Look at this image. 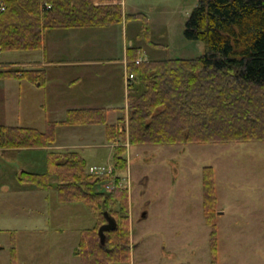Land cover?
Here are the masks:
<instances>
[{"label":"rangeland","instance_id":"1","mask_svg":"<svg viewBox=\"0 0 264 264\" xmlns=\"http://www.w3.org/2000/svg\"><path fill=\"white\" fill-rule=\"evenodd\" d=\"M122 1L125 13L142 14L146 23L135 19L45 34L47 60H96L98 65L48 67L46 88L0 79V124L5 126L43 132L48 123L64 121L68 110L104 107L109 112L106 124L91 132L81 126H56L54 150L0 153V202L7 199L2 189H18V195L13 191L17 217L13 216L12 231L0 232V264H12V247L15 264H80L76 255L80 234L95 226L96 214L84 202L60 201L57 178L49 175V154L75 151L88 168L114 167L120 148L125 149L122 157L127 158V167L118 178L103 175L105 180L95 188L109 193L106 185L110 184L111 189L116 187L113 192L127 189L128 193L129 258L113 264H211L210 228L202 206L204 167L213 169L216 185L217 264H264V142L129 144L126 72L119 60L127 47L137 48L142 61L202 55L205 45L183 35L198 0ZM27 55L29 60L42 57L40 51H8L0 53V61L24 60ZM77 77L82 83L72 88L66 84ZM117 118L123 119L120 136L108 140L106 125ZM22 171L49 175L50 187L23 186L16 180ZM85 173L90 175L89 169ZM126 176L129 186L125 188ZM0 211L6 214L7 209Z\"/></svg>","mask_w":264,"mask_h":264},{"label":"trees","instance_id":"2","mask_svg":"<svg viewBox=\"0 0 264 264\" xmlns=\"http://www.w3.org/2000/svg\"><path fill=\"white\" fill-rule=\"evenodd\" d=\"M0 15V51H34L43 46L44 33L53 29L104 28L127 20L121 0H3ZM47 6H49L47 8ZM184 38L205 45L192 59L140 61L137 48L126 49L128 85V140L139 145L223 144L264 142V0H198L183 32ZM155 46V45H154ZM0 79L46 83L44 69L0 70ZM106 109H72L64 121L48 123L45 131L0 125V150L47 148L55 142L56 126L106 124ZM123 119L106 125V137L115 140ZM125 149L116 150L113 173L127 167ZM49 175L57 178L62 202H84L97 218L80 234L76 255L80 264L127 261L130 252L127 190L111 193L95 188L105 180L86 175V162L75 151H51ZM49 175L22 171L18 181L39 189L50 187ZM203 216L210 228L211 264H217L216 185L211 167L202 170ZM104 212L116 222L100 241ZM97 213H99L97 217ZM15 264V248H11Z\"/></svg>","mask_w":264,"mask_h":264},{"label":"crops","instance_id":"3","mask_svg":"<svg viewBox=\"0 0 264 264\" xmlns=\"http://www.w3.org/2000/svg\"><path fill=\"white\" fill-rule=\"evenodd\" d=\"M119 4L123 8V1L122 0H121V2ZM123 12H124V9H123ZM79 29H86V28L53 29V30H49L47 32L51 33L52 31H55V30L72 31V30H79ZM47 32H45L44 36H43V46H42V48L39 49V50H34V51H40L41 52L42 57L40 59L36 58L34 60H29L31 55H27L28 57L26 56L27 58H24V60L19 59V60H13V61H9V62H4V61L1 62L0 61V70H5V69L6 70H8V69H21V70L44 69L46 71V83L43 86V88H46V85H47V83L49 81V74H48V70H47L48 67L80 66V65L96 66V65L99 64V61H96V60H77V59L70 60V61H51V60H47V58H46V48H45V42H44L45 34ZM6 52H8V51H6ZM10 52H15V51H10ZM24 52H30V51H24ZM0 53H2V52H0ZM139 59L141 61L143 60L141 57ZM115 62H118V61H115ZM119 63H121L123 65V67L125 69V72H126V67H127L126 53H125V56H123V59L119 60ZM19 81H22V80H19ZM66 81H67L66 84H68V86L72 88V87H75L76 85L82 83L83 80H82L81 77H79V78L77 77V78H75L73 80H66ZM124 84H125V82H124ZM30 85H32V84H30ZM35 87H37V86H35ZM127 93H128V89H127ZM126 104H127V101H126ZM99 109H106L108 111V108H104V107H101ZM108 114H109V112H108ZM118 119L119 118H117V120ZM113 124H115V123H112L111 125H113ZM0 125L5 126L4 124H0ZM97 125L98 124H95V125H84V126H81V127L82 128H88V132H91L92 129L95 126H97ZM16 127H18V126H16ZM20 127L26 128L27 126H20ZM69 127H73V126H69ZM75 127H78V126H75ZM88 132H86V134ZM89 136H91V134H89ZM104 136H105V134H104ZM62 147L67 148L69 146H62ZM74 147H77V145L74 146ZM55 148H57V146H51V147H47V148H38V149H43V150H45V149H49L50 150L51 149V150H54ZM76 149H79V148H76ZM21 150H26V149H21ZM21 150L20 149H5V150H0V153H1V155L4 156V155L9 154L10 152H16V151H21ZM91 167H103V166H91ZM91 167H89V168H91ZM16 180L18 181V175H16ZM23 186H32V185H23ZM13 191H15V193L17 192V195H18V189H15V188L13 189L12 187L11 188L7 187V188H5V190L2 189V192L5 193L7 199L5 200V202H0V208L5 207L7 209V212H6V214H3L0 211V232H2V231L3 232L12 231L11 229H12L13 226H11V223L13 221H15V219H13V216L17 217V214L15 213V211L13 212V208L14 209L17 208V201L13 202V199H12L13 198ZM128 204H129V200H128ZM129 222H130V208H129ZM7 247H11V244H8Z\"/></svg>","mask_w":264,"mask_h":264},{"label":"built area","instance_id":"4","mask_svg":"<svg viewBox=\"0 0 264 264\" xmlns=\"http://www.w3.org/2000/svg\"><path fill=\"white\" fill-rule=\"evenodd\" d=\"M7 9L6 3L3 0H0V15L2 13H4ZM140 59L136 60V63H139ZM133 78L132 75H127L125 74V78H124V82H125V86L127 87L129 84V81ZM127 125V124H126ZM123 128V126L121 127ZM120 128V129H121ZM128 130V129H127ZM121 131H125L124 129H121ZM120 131V132H121ZM124 145V144H123ZM127 146V145H124ZM127 155H128V151H127ZM89 171L92 175L95 176H106V175H111L113 173V167L109 166V167H91L89 168ZM125 188L129 186V177H125ZM121 185V184H120ZM120 186H117V188H119ZM106 188L108 190V192H113V189H115L116 187H114L113 189L110 188V184L106 185Z\"/></svg>","mask_w":264,"mask_h":264},{"label":"water","instance_id":"5","mask_svg":"<svg viewBox=\"0 0 264 264\" xmlns=\"http://www.w3.org/2000/svg\"><path fill=\"white\" fill-rule=\"evenodd\" d=\"M103 215L105 217L106 223L104 225H102L99 228V230H98L100 241L102 243H104V239H105V235L104 234H105V232L113 230V229L116 228L115 220L107 212H104Z\"/></svg>","mask_w":264,"mask_h":264},{"label":"bare ground","instance_id":"6","mask_svg":"<svg viewBox=\"0 0 264 264\" xmlns=\"http://www.w3.org/2000/svg\"><path fill=\"white\" fill-rule=\"evenodd\" d=\"M122 125V124H121Z\"/></svg>","mask_w":264,"mask_h":264}]
</instances>
